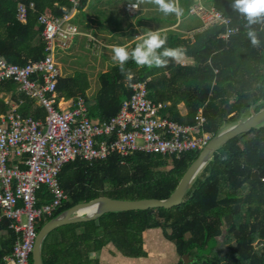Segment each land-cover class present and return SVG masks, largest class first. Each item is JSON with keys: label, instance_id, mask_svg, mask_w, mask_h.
<instances>
[{"label": "trees", "instance_id": "obj_1", "mask_svg": "<svg viewBox=\"0 0 264 264\" xmlns=\"http://www.w3.org/2000/svg\"><path fill=\"white\" fill-rule=\"evenodd\" d=\"M89 2L79 0L78 12H85ZM230 2L212 0V7L230 20L229 25L217 24L187 37L165 32L166 47L186 49L179 63L170 61L167 68H147L130 60L125 65L134 73L130 80L119 66L113 67L100 76L93 102L87 99L90 87L85 75L59 76L56 101L83 99L92 121L107 122L130 97L131 86L147 82L148 99L165 106L160 116L179 125L194 126L200 115L205 121L201 131L215 136L245 121L264 107V24L252 26L261 41V46L254 48L246 36V21L230 8ZM30 4L35 9L22 24L17 19L18 9ZM70 11L68 0H0V59L19 67L41 61L45 42L39 18L62 17ZM228 27L239 31L223 39ZM1 92L15 104L22 102L18 113L23 118L44 120V110L18 94L14 83L2 84ZM9 112L1 98L0 116ZM200 153L172 158L115 153L103 161L70 162L58 175L64 194L62 205L51 219L37 221L36 230L75 206L99 199L168 200ZM36 198L38 206L52 199L45 187ZM9 225L4 219L0 225V264L12 256L17 239ZM151 229L163 231L175 245L179 264H185V255L196 259L189 264H264V123L220 148L181 206L112 213L97 221L55 229L41 243L43 264H102L92 254H99L109 244L125 257H145L143 235ZM222 236L227 249L215 254ZM29 264H33L31 257Z\"/></svg>", "mask_w": 264, "mask_h": 264}, {"label": "built area", "instance_id": "obj_2", "mask_svg": "<svg viewBox=\"0 0 264 264\" xmlns=\"http://www.w3.org/2000/svg\"><path fill=\"white\" fill-rule=\"evenodd\" d=\"M68 1L70 12L57 18L42 15L38 20L45 42L41 61L19 67L0 59V99L10 107L7 115L0 116V225L3 219L10 222L9 229L17 235L12 256L5 258L6 264H29L37 235L36 222L51 219L62 205L64 194L58 175L64 165L77 159L103 161L115 153L179 157L202 152L217 136L201 131L205 121L200 115L194 126L179 125L161 117L165 106L148 99L147 82L133 84L130 97L107 122L92 121L83 99L56 101L55 82L60 73L53 61L54 50H69L79 35V29L70 24L73 14L78 12L79 0ZM34 9V4L21 5L18 21L26 23L28 12ZM127 10L133 15L139 8L128 5ZM217 12L201 3L189 10L190 15L201 20L198 31L230 24L229 19L222 14L217 16ZM230 29L233 28H227L223 39L231 35ZM6 82L14 83L18 94L44 110L43 121L23 118L18 113L22 102L15 104L1 92ZM42 187L52 199L38 206L36 195Z\"/></svg>", "mask_w": 264, "mask_h": 264}, {"label": "rangeland", "instance_id": "obj_3", "mask_svg": "<svg viewBox=\"0 0 264 264\" xmlns=\"http://www.w3.org/2000/svg\"><path fill=\"white\" fill-rule=\"evenodd\" d=\"M130 2H136V0H90L86 11L76 12L70 21V24L75 25L80 30L82 33L80 36L84 37L80 39L81 44L75 48L78 44L76 42L71 50L61 51L65 55L59 63L55 61L58 49L54 50L53 61L59 68L61 77L73 78L79 74L89 75L91 82L87 99L90 102L96 99L100 76L118 66L112 60L113 53L111 49L107 48L108 45H124L128 39L135 37L137 33L159 28L165 29L164 32L173 31L187 37L196 33L202 25L198 16L190 15L191 6L202 3L204 8L209 9L213 4L212 0H180L184 15L180 20H177L174 15L166 16L161 13L157 6L151 3V0H142L139 11L132 17L126 8ZM145 9H148V12H144ZM173 25L176 26L172 29L169 28ZM88 35L97 38L102 36L104 39L108 37L105 41L107 46L100 47L95 43H88ZM77 49H79L77 54L72 57L71 53ZM138 144L141 143L138 142ZM223 241L224 236L218 239L220 245L215 249V254H221L227 249L223 245Z\"/></svg>", "mask_w": 264, "mask_h": 264}, {"label": "water", "instance_id": "obj_4", "mask_svg": "<svg viewBox=\"0 0 264 264\" xmlns=\"http://www.w3.org/2000/svg\"><path fill=\"white\" fill-rule=\"evenodd\" d=\"M264 123V107L257 113H253L245 121H242L223 132L219 133L211 143L200 153L198 159L190 166L174 194L165 201L142 200V201H117L108 199H99L88 204L75 206L57 218L46 223L37 231L34 241L31 260L33 264H43L41 255V243L51 231L67 225L87 223L97 221L101 217L112 213L139 212L157 209L171 210L183 204L185 197L197 179L198 175L213 159L214 155L231 139L251 131ZM96 206L97 209L92 215L79 216L81 209ZM196 259H190L188 255L183 257L185 264L194 263Z\"/></svg>", "mask_w": 264, "mask_h": 264}, {"label": "clouds", "instance_id": "obj_5", "mask_svg": "<svg viewBox=\"0 0 264 264\" xmlns=\"http://www.w3.org/2000/svg\"><path fill=\"white\" fill-rule=\"evenodd\" d=\"M142 0H136L129 4L132 9H138ZM158 10L164 15H174L180 20L184 15V9L180 5V0H151ZM230 8L238 13L245 21L246 36L252 47L259 48L261 41L253 25L264 24V0H231ZM217 16L221 13L217 12ZM239 29H230L229 34H235ZM138 43L131 50L127 46L112 45V60L116 63L121 73H126L127 79H132L134 73L126 70L128 61H133L140 67L147 68H167L170 61L179 63L185 58L186 49L182 46L166 47L168 36L164 29L146 30L134 37Z\"/></svg>", "mask_w": 264, "mask_h": 264}, {"label": "crops", "instance_id": "obj_6", "mask_svg": "<svg viewBox=\"0 0 264 264\" xmlns=\"http://www.w3.org/2000/svg\"><path fill=\"white\" fill-rule=\"evenodd\" d=\"M131 3H135V2H130L127 4V6ZM127 6H126V8H127ZM192 7H193V5L191 6V8ZM144 12H148V9H145ZM136 13H134L132 15L129 12V15L134 17L136 15ZM175 26L176 25H173L172 27H169V28L172 29ZM131 30H132V28H131ZM80 33L81 32L79 30V35L75 38L74 44L71 46V48L69 50L72 49V47L75 45L76 42H78V44H76L75 48L81 44L82 41H80V39L84 38V37L80 36ZM140 34L141 33H137V35H135V37L140 35ZM87 37L89 39L87 41L88 43H95L100 47L107 46V45H105L106 44L105 41L108 39V37H107V39H104V37H102V36L97 38V37H94L92 35H88ZM136 42H138V41H136L133 37V38L128 39V41H126V43H124V45H121V46H127L130 49L131 46ZM111 46L112 45H108L107 48L111 49ZM78 50L79 49L73 50V52L71 53V56L74 57L77 54ZM61 51L62 50L57 51V55L55 56L56 63H59V61L63 59V55H65V53H63ZM53 58H54V54H53ZM58 70H59V68H58ZM105 73H103V74H105ZM84 75H86V78H87V81H88V84L90 87L91 78L87 74H84ZM143 243H144V250L147 253V255L145 257H138V258L125 257L112 244L107 245L104 248V250H102L99 254H92V257L99 258L100 261L102 262V264H179L180 256L177 253V249H176L175 245L165 237L163 231H161L159 229H151V230L146 231L143 235Z\"/></svg>", "mask_w": 264, "mask_h": 264}, {"label": "bare ground", "instance_id": "obj_7", "mask_svg": "<svg viewBox=\"0 0 264 264\" xmlns=\"http://www.w3.org/2000/svg\"><path fill=\"white\" fill-rule=\"evenodd\" d=\"M97 207L96 206H92V207H87L84 209H81L78 214L79 216H83V215H92L95 213Z\"/></svg>", "mask_w": 264, "mask_h": 264}]
</instances>
